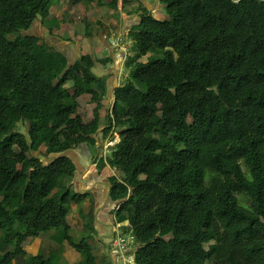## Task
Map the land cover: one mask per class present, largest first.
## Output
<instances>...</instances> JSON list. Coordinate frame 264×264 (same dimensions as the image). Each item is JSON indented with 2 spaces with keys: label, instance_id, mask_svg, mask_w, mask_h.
I'll return each instance as SVG.
<instances>
[{
  "label": "trees",
  "instance_id": "1",
  "mask_svg": "<svg viewBox=\"0 0 264 264\" xmlns=\"http://www.w3.org/2000/svg\"><path fill=\"white\" fill-rule=\"evenodd\" d=\"M155 1L166 13L137 8L129 74L101 114L94 55L71 63L30 33L54 0H0V264H27L28 238L43 235L97 264L68 219L85 198L70 151L96 145L102 125L121 132L101 165L122 173L111 195L136 264H264V0Z\"/></svg>",
  "mask_w": 264,
  "mask_h": 264
},
{
  "label": "crops",
  "instance_id": "2",
  "mask_svg": "<svg viewBox=\"0 0 264 264\" xmlns=\"http://www.w3.org/2000/svg\"><path fill=\"white\" fill-rule=\"evenodd\" d=\"M99 1L76 4L73 0H54L51 15L47 19H37L30 29V33L38 36L50 47L62 52L71 63L76 62L83 53H92L97 60V64L93 68L94 73L106 78V91L103 92V96H105L114 93L115 85H120L123 72L122 63L126 59L125 53L112 45L111 34L116 32L122 35L125 42L130 38L132 27L141 21V13L137 11L140 6L134 5L132 1L138 4L141 1L146 2L152 12L155 7L158 9L153 12L155 15L162 14L163 7L157 1L149 2V0H116V3L115 0ZM115 14H117L116 17ZM81 16L82 20H79L78 18ZM95 41H97L96 44ZM84 45H86V52L83 51ZM97 69L98 71H96ZM84 96L80 99L84 100ZM102 104L104 107L101 114H105L106 109H111V107L103 102ZM104 128L105 126L102 125L99 131L104 132ZM99 131L95 134L96 145L92 146L93 144L85 142L70 151V155L75 159L77 165L75 176L71 181V188L85 198L80 204H73L68 219L74 237L77 234L87 235L91 230L90 225L93 226L95 235L91 236H95L96 239L90 238V241L93 240V244L96 242L97 245L99 244L98 250L102 256L100 264H109L110 262L119 264L115 252H112L110 257L106 256L105 242H108L107 238L113 234L126 233L125 227L128 226V221L118 223L116 220L115 213L120 202L113 199L111 195V179L115 176L110 174V167L106 165L107 161L105 165H101V161L105 160L107 156H105L106 158L101 157L104 154L102 153L103 149L101 150L103 142L100 140L102 136ZM113 131L114 129L109 133L111 136ZM92 147L95 149L94 156H92ZM90 158L92 159L89 162ZM119 172L121 174L120 170ZM24 249L28 258L40 253L44 254L45 258L51 259L48 264H53V260H63L66 264H81L83 259L81 253L68 241L59 244L53 241L50 235L29 237Z\"/></svg>",
  "mask_w": 264,
  "mask_h": 264
},
{
  "label": "rangeland",
  "instance_id": "3",
  "mask_svg": "<svg viewBox=\"0 0 264 264\" xmlns=\"http://www.w3.org/2000/svg\"><path fill=\"white\" fill-rule=\"evenodd\" d=\"M149 2H155V0H149ZM129 3V2H128ZM132 3H134V5H138V6H141L142 5V7H146L148 10H150L149 9V7H147V3L146 2H139V4L138 3H136V2H134V1H132ZM132 4H131V2H130V6H131ZM158 9H155V7H153V12H156ZM163 11H164V13H166V8L165 7H163V9H162ZM117 16V14H115V17ZM79 20H82V16L80 17V18H78ZM114 35V36H113ZM119 34L118 33H116V32H113L112 34H111V38L112 37H116V36H118ZM129 37H130V34H129ZM97 43V41H95V44ZM125 43L127 44L126 45V47L128 48V51H126V54H125V56H126V59L124 60V62L122 63V69H123V72H122V75H121V81H120V84H123L124 83V81L126 80V77H127V75L129 74V67L126 65V61H127V59H128V57L131 55V54H133V52H132V45H133V40H132V38L130 37L128 40H126L125 41ZM122 45V44H121ZM123 46V45H122ZM89 48H90V50L92 49V46H91V43H90V46H89ZM115 48H117L118 50H121L122 48H118V47H115ZM83 51H85L86 52V45H84V47H83ZM84 54V53H83ZM143 60L144 61H146L147 60V58L146 57H144L143 58ZM96 71H98V69L96 70ZM99 75L101 74V73H98ZM98 76V75H97ZM100 78H101V80H102V82H103V84L105 85V82H106V78H102L101 77V75L99 76ZM119 84H117V85H115L114 86V89L118 86ZM69 89H70V92L72 93V82H70V83H68L67 85H66ZM92 99H93V96H92V94H88V95H85L84 96V100H82V99H79V103H80V107H79V115H81V117L83 118V121L85 122V123H88L89 121H91L92 120V118L94 117V109H95V107H96V103L95 102H92ZM101 100H102V102L103 103H105V104H108V105H110V107H111V111H112V109H113V106H114V102H115V96H114V93H111V95H105V96H103V97H101ZM102 117L103 118H105V115H102ZM104 120V119H103ZM25 126L24 125H21L20 124V129L21 130H23V131H26V129L24 128ZM99 133L101 134V136L102 137H100V140L103 142L102 143V145H101V150L103 151L102 153L104 154L103 156H101V157H105V156H109L111 153L110 152H112V150H113V147H115V145L117 144V142L118 141H120V131H119V128H114V133L112 134V136L110 135V134H106V133H104V132H102V131H99ZM93 146V145H92ZM92 151H93V154H92V156H94V154H95V149H94V147H92ZM107 154V155H106ZM106 158V157H105ZM51 160L52 158H50V157H46V156H44L43 157V160ZM91 159L92 158H90L89 159V162L91 161ZM100 164V163H99ZM107 166H109L110 167V171H111V175L112 176H117V177H119V178H122V173L120 174V172H119V170H118V168L117 167H114V166H112L110 163H108V164H106ZM106 166V167H107ZM122 225V224H121ZM90 233H88L87 235H84V236H82V235H79V234H77L76 236H75V240L76 241H80L82 238H84V237H89V239H88V242H89V245H90V247L92 248V253H93V255L95 256V258H96V262H97V264H100V262H101V260H102V256L100 255V251L98 250L99 249V244L97 245V242H96V240H95V244H93L94 243V241L93 240H91L90 241V238H93V239H96V237L95 236H91V235H95V232L93 231L94 229H93V226L92 225H90ZM89 230V229H88ZM128 232H126V233H124V234H127ZM119 234H120V232H119ZM118 235V234H117ZM116 235V236H117ZM116 236L113 238V240H111V241H109L110 243H111V251L112 252H116L117 253V246L115 247V245H114V242H115V240H116ZM124 236H128V235H124ZM207 247H208V244L206 245ZM133 247V246H132ZM138 248V245L136 246V244L134 245V247L132 248V250H130L129 252H128V255H131L132 256V261H133V264H136L135 263V251H136V249ZM58 251V250H57ZM106 256L107 257H110V253H109V251L107 250L106 251ZM118 260H119V264H127V263H125L124 262V260H122L121 258H120V255H118V257H116ZM35 260H37V259H33V258H31L30 257V259H27V264H34L35 263ZM39 264V263H38ZM53 264H66V262L65 261H58V260H53ZM81 264H86V263H84V259H82V263ZM109 264H111V262L109 263ZM208 264H211V262H209Z\"/></svg>",
  "mask_w": 264,
  "mask_h": 264
},
{
  "label": "built area",
  "instance_id": "4",
  "mask_svg": "<svg viewBox=\"0 0 264 264\" xmlns=\"http://www.w3.org/2000/svg\"><path fill=\"white\" fill-rule=\"evenodd\" d=\"M114 36V35H113ZM111 43L114 47L122 48L121 50L126 54V51H128V48L126 47V44L124 42V38L122 35H118L116 37L111 38ZM123 46H122V45ZM124 235H128L127 237ZM135 237L133 234H124L121 232L116 236V240L114 242L115 247L117 246V253L115 252L116 256L120 255V258L124 260L127 264H133L132 256L128 255V252L132 250V248L135 245ZM133 246V247H132Z\"/></svg>",
  "mask_w": 264,
  "mask_h": 264
},
{
  "label": "water",
  "instance_id": "5",
  "mask_svg": "<svg viewBox=\"0 0 264 264\" xmlns=\"http://www.w3.org/2000/svg\"><path fill=\"white\" fill-rule=\"evenodd\" d=\"M116 235H112V236H109L108 238H107V240H108V242H105V245H106V247H107V250L109 251V253H110V256L112 255V251H111V243L109 242L110 240H113V238L115 237Z\"/></svg>",
  "mask_w": 264,
  "mask_h": 264
},
{
  "label": "clouds",
  "instance_id": "6",
  "mask_svg": "<svg viewBox=\"0 0 264 264\" xmlns=\"http://www.w3.org/2000/svg\"><path fill=\"white\" fill-rule=\"evenodd\" d=\"M127 234H130V233H127ZM137 246V245H136ZM116 255V254H115ZM117 257V256H116Z\"/></svg>",
  "mask_w": 264,
  "mask_h": 264
}]
</instances>
